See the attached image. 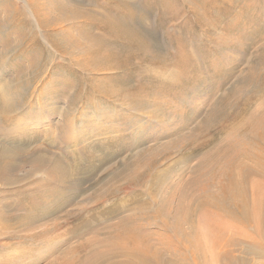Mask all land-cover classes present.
<instances>
[{"label": "rangeland", "instance_id": "rangeland-1", "mask_svg": "<svg viewBox=\"0 0 264 264\" xmlns=\"http://www.w3.org/2000/svg\"><path fill=\"white\" fill-rule=\"evenodd\" d=\"M263 62L264 0H0V264L83 261L145 212L179 264L176 208L205 185L203 159L258 149ZM204 215L181 224L210 254Z\"/></svg>", "mask_w": 264, "mask_h": 264}, {"label": "bare ground", "instance_id": "bare-ground-1", "mask_svg": "<svg viewBox=\"0 0 264 264\" xmlns=\"http://www.w3.org/2000/svg\"><path fill=\"white\" fill-rule=\"evenodd\" d=\"M36 14H38L36 16L40 21L42 19L47 20L45 11H37ZM253 117L255 119V116ZM253 122L252 127H248L250 128L248 139L258 149L240 148L239 145L233 147L228 143L226 144L228 148L223 144L224 147H221L220 150L217 148L218 145L215 146L217 152H214V155L209 154L207 156L206 154V160L203 159L208 166L205 185L199 193L193 194V198L187 199L184 205H179L178 209L176 208L179 217L180 212L182 214L176 222L177 229L173 231L176 232L177 240L175 241L181 246L182 254L178 257L179 264H208L210 261L216 262V264H249L250 256L255 259V261L251 259L252 264H261L262 262L258 261H264V117H256ZM244 129L242 128V130ZM2 171L4 170L1 169L0 171V179L9 180L8 171L3 173ZM151 197L153 198L152 194ZM150 201L155 202L156 200L150 199L143 203L148 205ZM198 209H204L206 215H204L205 224H203L207 229L208 244L203 243V245L208 249V252L212 251L210 254L206 251L205 253L200 252L198 243L203 239L194 229V226L182 228L181 222L189 220L193 216V212ZM144 214L127 218V220L112 226L115 230L103 240L97 241L99 242L97 248L101 249L94 248V252L85 260L75 261L76 263L63 262H67L65 264H169L171 257H165L166 253L164 254V252L168 251L167 249L173 241L171 238L154 237V230L139 222V219L144 218ZM147 214L150 217H155L154 219L159 217L161 226L166 227L167 221L160 208L152 209ZM27 220L29 221V219ZM29 224L32 225L31 222ZM3 227H5L4 224ZM155 230L157 229L155 228ZM241 238L248 240V242L244 241L242 254L236 255L234 248L242 241ZM256 259L259 260L256 262Z\"/></svg>", "mask_w": 264, "mask_h": 264}]
</instances>
